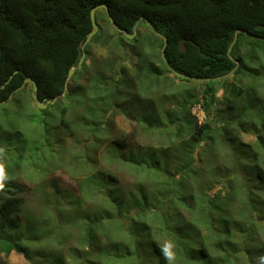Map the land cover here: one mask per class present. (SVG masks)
I'll list each match as a JSON object with an SVG mask.
<instances>
[{"label":"trees","instance_id":"16d2710c","mask_svg":"<svg viewBox=\"0 0 264 264\" xmlns=\"http://www.w3.org/2000/svg\"><path fill=\"white\" fill-rule=\"evenodd\" d=\"M103 4L129 35L138 24L137 36L115 31L100 10L99 31L83 50L91 12ZM84 54L66 96L46 111L36 107L45 117L54 111L67 133L57 168L67 163V173L82 174L79 194L67 191V209L54 222L50 207L61 193L54 185L41 218L21 222L25 189L6 182L0 258L167 264L161 247L171 241L176 264H257L264 253V0H0V103L26 78L41 102L62 96ZM176 74L191 87L205 85L204 95L176 89ZM220 80L232 95L214 109ZM32 91L26 85L11 104H34ZM198 106L228 120L210 136L211 126L193 115ZM119 118L132 129L123 132ZM249 133L255 143L244 140ZM118 171L133 185L124 187ZM31 244L45 247L36 260Z\"/></svg>","mask_w":264,"mask_h":264},{"label":"rangeland","instance_id":"374dc122","mask_svg":"<svg viewBox=\"0 0 264 264\" xmlns=\"http://www.w3.org/2000/svg\"><path fill=\"white\" fill-rule=\"evenodd\" d=\"M94 52L95 54L97 53L96 56L98 58L105 55V51L95 49ZM90 60L88 59L87 63ZM170 79L173 81L176 89L192 86L181 81L179 76H170ZM220 81L221 83L215 86L216 101L213 104L214 109L224 107L226 105L225 98L232 95L231 91L225 92L224 81ZM234 83L239 84L237 81ZM247 83L249 84L250 81H247ZM190 89L196 91V97L203 96L206 91L205 85L202 84H197ZM11 102L12 100L0 106V147H4L7 153L0 162L4 164L6 174L9 177L7 182L17 183L18 186L25 189V192L21 195L25 201V212L20 217V221L23 222L25 219H40L44 204L47 205L51 202L45 201V199L51 194L53 186L57 185L61 191L59 194L60 204L58 205L56 204L57 201H53L50 207V212L52 213L51 219L57 222V218H59L58 212L67 209V191L79 194V186L82 180L81 173H67V163L63 166V169L57 168L56 160L60 164V153L64 152L65 157H67V133L60 127L54 111L50 112L49 117H45L36 110L35 103L14 106ZM48 109L49 107L46 110ZM218 110L210 112V115H205L199 106L193 110V115L202 124H209L211 126L210 136L214 134L213 130L217 125L228 120V117L217 115ZM118 122L123 132H128L132 129L130 124L125 122L123 118H119ZM244 140L247 143H255V136L249 133L244 137ZM146 141L150 142L149 139H146ZM117 173L124 187L133 185V177L129 173L126 171H118ZM219 189L220 187L215 192ZM101 194L106 197L102 192ZM4 195L0 193V205ZM102 196L96 197V199L101 200ZM65 213L67 211L62 212L60 216L65 218ZM261 236H264L263 232H261ZM166 243L168 242L164 241L163 245ZM31 246L34 249L32 256L35 260L39 257V252H45V247L34 244H31ZM71 247L75 248L76 243L71 242L69 248ZM65 248L67 249V244ZM46 249L50 250L52 247ZM70 250H66V257ZM261 255H264V253ZM0 259L6 264H28L27 259L16 252H12L9 256L3 254ZM41 264H47V262L43 260Z\"/></svg>","mask_w":264,"mask_h":264},{"label":"water","instance_id":"95a60500","mask_svg":"<svg viewBox=\"0 0 264 264\" xmlns=\"http://www.w3.org/2000/svg\"><path fill=\"white\" fill-rule=\"evenodd\" d=\"M100 10L105 11V13H106V15H107V18H108V20H109V22H110L112 28H113L115 31H117V32H119V33H121V34H123V35H124L125 37H127L128 39H134V38L137 36V32H138V24H136V26H135V28H134V34H133V35H129L127 32H125V31H123L122 29H120L119 27H117L116 22H115L114 18L112 17L111 13H110V9H109V7H108L107 5H105V4H103V5H100V6L96 7V8H94V9L92 10V12H91V21H92L93 30H92V32L88 35V37H87V39H86V41H85V43H84V45H83V47H82L83 50H85V48L87 47V45L92 41V39L95 37V35H96V34L98 33V31H99V26H98V24H97V19H96V12H97V11H100ZM147 24H148L149 26H151V24H150V22H149L148 20H147ZM245 34H246L247 36H249V37H252V35H250V34H247V33H245ZM237 36H238V35H236L234 42L232 43V45H231L230 48H229V52H228L229 56H231L232 49H233L234 45H235L236 42H237V38H238ZM166 47H167V40H166L165 45H164V48H163V50H162V58L164 59V61H165V63L167 64V66H169V63H168V62L166 61V59H165V49H166ZM84 60H85V54L82 56V59H81V61H80V63H79L78 68H74V69H72V70L69 72L68 79H67L66 84H65V90H64V93H63V95L60 96V97L54 98L53 100H45L44 102H41V101L39 100V97H38V86H37V83H36L34 80L30 79V78H26L24 85H23L20 89H18V90L16 91V93L19 92V91H21V90H23V88H24L26 85L31 84V85L33 86L32 99H33V101H34L36 107H37L39 110L44 111V110H46L48 107H50V106H54V105L59 101V99L64 98V97L66 96L67 91H68V84H69V81L72 79V77L74 76V74H75L79 69L82 68V65H83V63H84ZM238 67H239V63L237 64V68H238ZM234 72H235V71H233L231 74H229L228 76H226L225 79H226L227 77L233 75ZM16 73H18V72H16ZM176 75L179 76V77H182V78H185V79L190 80V78H188V77H186V76L179 75V74H176ZM191 80H193V81H199V80H196V79H191ZM7 84H8V83H7ZM0 88H1V87H0ZM3 88H4V87H3ZM16 93H15L14 95H16ZM14 95L10 97L9 102L13 99ZM9 102H8V103H9ZM4 104H6V103H0V106H1V105H4Z\"/></svg>","mask_w":264,"mask_h":264},{"label":"clouds","instance_id":"9594fccd","mask_svg":"<svg viewBox=\"0 0 264 264\" xmlns=\"http://www.w3.org/2000/svg\"><path fill=\"white\" fill-rule=\"evenodd\" d=\"M7 155L4 147H0V161H2L3 157ZM9 177L6 174L4 164L0 162V193H3L6 188V182ZM264 238V236H262ZM174 243L168 242L164 246L161 247V255L167 262V264H176V254L174 251ZM257 264H264V255H261L257 259Z\"/></svg>","mask_w":264,"mask_h":264}]
</instances>
